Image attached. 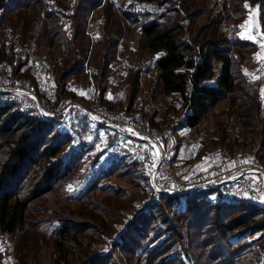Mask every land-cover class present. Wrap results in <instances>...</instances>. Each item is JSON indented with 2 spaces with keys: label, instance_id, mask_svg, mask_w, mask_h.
Instances as JSON below:
<instances>
[{
  "label": "trees",
  "instance_id": "1",
  "mask_svg": "<svg viewBox=\"0 0 264 264\" xmlns=\"http://www.w3.org/2000/svg\"><path fill=\"white\" fill-rule=\"evenodd\" d=\"M159 1L122 3L126 18L140 24L143 46L160 54L154 59L160 91L183 98L185 115L172 116L173 121L196 128L220 102L228 101L229 110L241 111L248 130L264 144L262 80L252 78L245 66L254 58L257 43L237 34L252 6L264 24V0H221L217 15L199 27V36L163 13L136 9L130 14L138 3ZM101 4L0 0V63L8 62L16 74L31 77L41 98H83L61 82L69 75L87 77L91 38L85 30ZM32 7L42 8L49 44L62 46L65 55L57 66L46 60L21 71L28 57L17 43L34 49L38 34L39 15L25 14ZM17 10L21 13L10 16ZM207 27L210 30L204 31ZM51 79L56 88L49 85ZM105 94L103 88L101 101L109 107L122 104ZM4 97L0 95V264L13 258L6 237L32 226L36 201L74 181L81 187L80 205L51 230L53 264H264V205L257 200L226 198L223 186L152 197L154 191L138 176L139 163L121 153L119 132L88 117L70 114L53 122L32 116ZM134 105L133 96L128 107ZM156 115L142 111L152 127H172ZM217 129L223 131L225 125L218 123L213 131Z\"/></svg>",
  "mask_w": 264,
  "mask_h": 264
},
{
  "label": "rangeland",
  "instance_id": "2",
  "mask_svg": "<svg viewBox=\"0 0 264 264\" xmlns=\"http://www.w3.org/2000/svg\"><path fill=\"white\" fill-rule=\"evenodd\" d=\"M123 4L125 3H122V0H102V4L93 10L91 16H94L95 21L90 22L89 19L85 30L91 38V48L85 62L87 77L79 74L69 75L61 82V86L65 84V88H73L78 96L84 93L82 96L85 98H83L89 99L92 97L94 85H99L101 90L99 99L101 100L105 88V95L115 96L114 98L121 101L122 104L116 103L114 106L119 109H123L125 105L128 107L134 96L135 105L133 108L128 107V118L135 117L132 114H139L138 119L142 118L150 123L148 117L157 113L156 117L163 122L165 119L166 122H171L170 129H164L161 125L160 130L167 131L166 138H172L173 143L176 144L178 163L184 166L186 173L214 166L219 157L226 152H229L235 161L243 159L264 162V144L248 130L241 111L229 110L228 101L220 102L196 128L183 127L179 122L173 121L172 116L176 119L178 115H185L183 98L179 94L167 95L160 91L157 82L158 71L154 66V59L160 54L151 53L143 46L139 31L140 24L126 18L123 12L126 6ZM220 8L221 0H160L153 4L138 3L130 10V14L134 15L132 12L136 9L163 13L169 19L185 24L199 36V27L204 26L209 18H214ZM33 12L39 15L40 22L38 34L34 39L35 48L27 49L47 56V61L57 66L65 55L64 49L55 43L49 44L52 41L46 31L42 8H29L25 14ZM19 13L21 12L17 10L10 16ZM66 24L68 25L69 21ZM210 28H204V31ZM237 34L241 38L257 43L254 58L247 60L245 66L252 78L262 80L260 100L264 104V24L256 6L250 7ZM12 39H14L13 35L10 40ZM19 46L25 47L17 43L16 48L18 49ZM36 64L40 63L33 62L30 66L34 67ZM25 68L24 65L21 71ZM19 75L28 78L21 73ZM40 75L38 74L39 78ZM49 85L54 88L57 86L54 79H51ZM142 111L148 116L147 118L142 117ZM218 123L225 125L223 131L219 129L213 131ZM65 126L67 125H62ZM101 139L103 141L107 139L104 132H101ZM100 149L99 147L98 150ZM137 162L142 169L138 176L147 181L148 174L155 169V162L152 164L149 156L143 162ZM146 184L148 185L147 182ZM70 187L72 191H69ZM80 188L77 181L76 183L74 181V184L61 186L36 201L30 214L32 226L27 225L19 233L6 237L7 246L13 252V258L6 264H53L56 254L51 230L57 224H61L63 218L69 217L79 208ZM152 197L157 196L153 194ZM122 264L130 263L124 261Z\"/></svg>",
  "mask_w": 264,
  "mask_h": 264
},
{
  "label": "built area",
  "instance_id": "3",
  "mask_svg": "<svg viewBox=\"0 0 264 264\" xmlns=\"http://www.w3.org/2000/svg\"><path fill=\"white\" fill-rule=\"evenodd\" d=\"M18 49L28 57L26 67L33 62L41 63L47 60V56L36 51L22 46ZM0 95L5 96L4 101L20 106L32 116L61 122L73 114L79 118L88 117L95 125L119 132L122 138L121 153L130 154L139 162L149 156L151 163L155 162V169L148 174L146 182L156 196L173 191L195 192L223 186V195L226 198L254 199L264 205L263 161H235L232 155L226 152L214 166L186 173L184 166L178 163L176 144L172 138H166L167 131L158 130L148 121L138 119L139 114H132L135 117L129 119L126 105L119 109L101 102L99 85H94L92 97L89 99H58L54 94L41 98L31 78L16 74L10 63L1 62ZM154 152L157 153L155 158Z\"/></svg>",
  "mask_w": 264,
  "mask_h": 264
},
{
  "label": "snow or ice",
  "instance_id": "4",
  "mask_svg": "<svg viewBox=\"0 0 264 264\" xmlns=\"http://www.w3.org/2000/svg\"><path fill=\"white\" fill-rule=\"evenodd\" d=\"M82 95L84 94V93H81ZM129 131H131V130H129ZM156 155H157V153L156 152H154L153 153V157L155 158L156 157ZM73 189H71V187L69 188V191H72Z\"/></svg>",
  "mask_w": 264,
  "mask_h": 264
}]
</instances>
